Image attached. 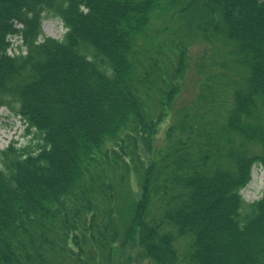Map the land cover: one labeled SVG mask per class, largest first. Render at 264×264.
<instances>
[{"label": "trees", "instance_id": "16d2710c", "mask_svg": "<svg viewBox=\"0 0 264 264\" xmlns=\"http://www.w3.org/2000/svg\"><path fill=\"white\" fill-rule=\"evenodd\" d=\"M0 108V264H264V0H0Z\"/></svg>", "mask_w": 264, "mask_h": 264}, {"label": "rangeland", "instance_id": "374dc122", "mask_svg": "<svg viewBox=\"0 0 264 264\" xmlns=\"http://www.w3.org/2000/svg\"><path fill=\"white\" fill-rule=\"evenodd\" d=\"M42 30L45 35L54 39H61L65 33V28L57 18H47L42 22ZM14 38L12 41L14 42ZM203 49L200 45H195L192 49L193 58L196 57ZM196 76L189 71L184 83L181 96L175 103V108L180 107L184 102H188L194 95ZM169 121L165 120L160 124L158 134L156 136V146L162 145L164 137V129ZM34 131H27V125L19 116L10 113L6 108H0V149L5 148L10 142L14 141L17 146L35 143ZM264 188V170L260 166H253L251 170V180L240 191L245 201L251 202L259 199Z\"/></svg>", "mask_w": 264, "mask_h": 264}]
</instances>
